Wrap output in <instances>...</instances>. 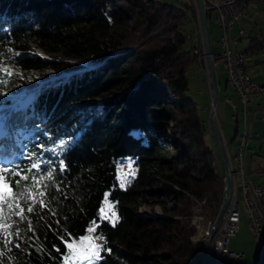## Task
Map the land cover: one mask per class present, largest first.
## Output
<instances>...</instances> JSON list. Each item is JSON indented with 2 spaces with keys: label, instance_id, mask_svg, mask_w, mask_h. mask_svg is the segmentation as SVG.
Returning a JSON list of instances; mask_svg holds the SVG:
<instances>
[{
  "label": "trees",
  "instance_id": "trees-1",
  "mask_svg": "<svg viewBox=\"0 0 264 264\" xmlns=\"http://www.w3.org/2000/svg\"><path fill=\"white\" fill-rule=\"evenodd\" d=\"M187 10L162 0H0V168L9 170L0 175L8 190L27 188L12 209L0 205V264H60L65 242L90 223L102 240L95 264L201 262L188 216L201 199L218 202L223 184L187 94L186 72L202 60L185 47ZM126 157L134 172L120 186ZM106 196L113 223L99 217ZM155 204L160 213L139 210Z\"/></svg>",
  "mask_w": 264,
  "mask_h": 264
},
{
  "label": "rangeland",
  "instance_id": "rangeland-1",
  "mask_svg": "<svg viewBox=\"0 0 264 264\" xmlns=\"http://www.w3.org/2000/svg\"><path fill=\"white\" fill-rule=\"evenodd\" d=\"M162 1L172 3V4L178 5V6H184V4L186 3V7L188 9L187 10V17L183 20V25H182L183 32L186 35L185 47H189L190 44H193L192 43L193 42V29L191 28V24H193V26L197 28L198 32H196V37H197L196 41L198 43V41L200 40V44H201L200 31H199L194 1L193 0H162ZM245 2L247 3L248 0H245ZM261 2H262V0L257 1L255 4L256 7H253L250 5L247 6L246 16L239 18V19H236L232 22L230 34L234 38L235 47L238 48V50L241 49V51L244 53L243 54L241 52L243 54V56L245 57L244 58L245 67L247 66L248 68H254L257 70L260 69L261 74H264V34H263L264 33V13L262 11V3ZM207 10H209V13H210V18L208 20V29H209L208 35H209V39L211 42V49H212L211 52L217 53L219 50L218 38L220 35V29H219L218 25L214 23V17L216 15V11L214 9L206 8V11ZM238 27H240L246 33V35H239L238 34L240 36V38L237 39L236 33L238 31L236 32V30ZM250 38H253V40L256 42H261L262 46L257 48L255 51H251L249 49V52L245 56L244 50L245 49L248 50ZM30 45H31V47H33L32 43ZM198 49L201 52V59L202 60H201L200 66H201V68L205 74V84H206V89H207V93H208V99H207V96L205 95V93L203 92L204 91L203 89H205L204 85L200 84L201 79H199L196 75L198 72V69L193 64L189 66V68L186 72V75L188 78L187 94L190 97H192L193 100L196 102L198 109H199V113H200L202 119L204 120V124L206 126V132L204 134V139H205L206 143L213 150L214 170H215L216 174L222 176L223 175L222 161H221V158H220V156H219V154H218V152L214 146V143L211 139L209 130L207 128V117H208V112H209L210 108L212 107L211 106L212 96H211L210 84H209L208 77L206 74L205 60H204V55H203L202 50H201V45H200V47H198ZM34 50L39 55H41L45 58H48V59H54L55 60V59H58L60 56L59 52L47 53V52H44V51H42L38 48H35V47H34ZM211 59H212V57H211ZM212 67H213V65H212ZM214 74H215L216 81L219 83V86H221L222 88L224 87L225 84L227 86V95H225L224 98H227L228 95H232L233 93L237 96V94L233 90L231 84L227 81V76L224 73L221 65L219 66L218 72L216 73V71H214ZM206 80L208 82V85H207ZM229 85L231 86L232 90H228V89H230ZM199 90L202 91L201 96H199V92H198ZM220 93L222 95L223 91L220 90ZM237 98H238V96H237ZM216 104H217L216 105V111H217L218 121L221 125L223 135H224L226 143H227L226 148H227L228 155L230 156V158L232 160L234 158L233 156L236 155L235 152L237 151L238 133L242 127L241 123L239 122V120L241 118L242 103L238 104V106L232 105V110L237 108L235 110H239L238 112L240 113V118H238V119L235 118L236 114L238 112L233 113L234 115L232 118H235L236 124H235L234 120H231L229 118L230 114H231L230 113L231 109L228 108L226 113L224 112V116H222V114H221L222 103L220 102V100H218V103L216 101ZM262 104H263V98H262V103L257 105L256 109L259 106H262ZM229 106L231 107V104H229ZM202 108H207V111L202 112ZM246 109H247L246 112L249 111L248 104L246 106ZM213 111H214L213 113H214V124H215V122H216L215 107L213 108ZM237 122H239V123H237ZM245 123H246L247 129L250 131V139L247 142L246 151L244 153V166H245V170H246V177L250 182H253L256 185L264 187V119L260 118V116L258 115V111L256 110V115H254L253 117H251V115H249V112L247 114L245 113ZM254 123H255V125H254ZM234 125H236L238 127L236 133L233 130ZM253 125H254V127H253ZM215 128H216V131L218 133V137L220 139V142H222V140H221L222 135L219 132V130H217L216 124H215ZM251 128H252V130H251ZM222 145H223V143H222ZM223 149H224V147H223ZM224 152H225V150H224ZM232 163L234 164L233 160H232ZM115 170H116V178H117L118 183L120 184V186H124L127 179L129 178V176L131 174H133V172H134V165L132 163V160L126 157L123 160L117 162ZM239 182H240V177L237 176V188H236L237 190L235 193V201L238 203V208H239V227H238V230L235 234L236 236L234 237V244H235L236 249H241L245 253L243 264H258L259 259L264 254V232H262L263 234L261 235V240L257 241L254 234H253V231L251 230V226H250V222H249V220L251 219V216L248 212L247 207L244 204V195L240 190ZM231 196H232V182H231L230 197ZM219 201H220V199H219ZM219 201L217 202L215 200L201 199V200L195 202V204L192 205V207L190 209V213L188 216L189 217V225L193 226V228H194V231H193L192 235L190 236V240H191V243L194 245L196 252L199 253V255L201 257V262L199 264H205V255L203 253L204 251L201 249V248H203V244L199 243V241H201V237L199 238V240H197L195 238H196L198 232L201 231V229L204 227V225L207 224L208 219L214 220L216 213L218 211V207H219V203H220ZM106 205H107L108 209H110L111 211H108L106 209L105 213H101V209L105 208ZM139 210L141 212H146V213H151V212L160 213L161 212V209L157 204L152 205V206L142 205L139 207ZM259 211L264 216V204L263 203H260ZM111 212H113L112 206H111L110 202L104 198L102 201V207L99 210V217L100 218H106L109 220V222L113 223L115 220V216L113 217L111 215ZM223 213H224V211H223ZM222 216H223V214H222ZM221 217H220V219H221ZM94 227H95V224L90 223L86 227L85 232L81 236H79L78 238H72L68 242L78 243L80 237L87 236V237H91L93 239L94 244L100 246V248H101L102 240L100 238L97 239V237L94 235V231H89L90 228L94 229ZM68 251L69 250L66 248V253ZM96 261H97V259H95V258L92 259L91 264H95ZM213 262H214V258H213ZM60 264H89V261L88 260L65 261L62 258V261ZM207 264H208V259H207Z\"/></svg>",
  "mask_w": 264,
  "mask_h": 264
},
{
  "label": "built area",
  "instance_id": "built-area-1",
  "mask_svg": "<svg viewBox=\"0 0 264 264\" xmlns=\"http://www.w3.org/2000/svg\"><path fill=\"white\" fill-rule=\"evenodd\" d=\"M260 0H203L206 8L214 9L216 15L214 23L220 29L218 38L219 50L217 53H212V65L214 71L218 72L219 66H222L224 73L227 76V81L231 84L233 90L237 94L242 103L241 118L239 122L242 127L238 133L237 151L240 153V162L242 163V174L244 176V191L246 193V207H250L252 219L249 220L251 230L258 241L261 231L264 230V216L259 211L260 203L264 204V187L250 182L246 177L244 166V153L246 151L247 142L250 139V131L245 123L246 106L250 103V95L252 93L260 94L263 98L262 106L256 110L261 119H264V80L261 82L254 81L249 74L244 70L243 76H236V66H241L238 58V49L234 48V38L230 34L232 22L236 19L246 16L247 6L256 7V2ZM239 35H246L242 29H238ZM207 82V80H206ZM208 85V82H207ZM225 150L228 172L232 182V196L230 197L223 216L213 225V219L207 220L205 244L201 248L205 255V264H207V248L212 246L214 264H243L244 252L234 248V237L239 227V208L235 201V182L231 177L230 171V156L228 155L226 143L221 137Z\"/></svg>",
  "mask_w": 264,
  "mask_h": 264
},
{
  "label": "water",
  "instance_id": "water-1",
  "mask_svg": "<svg viewBox=\"0 0 264 264\" xmlns=\"http://www.w3.org/2000/svg\"><path fill=\"white\" fill-rule=\"evenodd\" d=\"M193 1L195 3L197 21H198V26H199V31H200L201 50L204 55L206 74H207L208 81L210 84L211 96H212V100H211L212 107L210 108L208 112L207 128L209 130L211 139L221 158L222 165H223V175H222L223 186H222V191L220 195V201H219L220 203H219L218 211L213 220V225H215L220 219V217L222 216L223 211L229 201L230 194H231V179H230V175L228 172V164H227L226 155L223 149V145H222V142H220V139L218 137V133L216 131L215 124H214L213 108L216 105L217 93H216L215 74H214V70L212 67V59H211L212 52L210 48V40H209L208 28H207L206 8L204 6L203 0H193ZM207 259H208V264H214L211 245H209L207 248Z\"/></svg>",
  "mask_w": 264,
  "mask_h": 264
},
{
  "label": "snow or ice",
  "instance_id": "snow-or-ice-1",
  "mask_svg": "<svg viewBox=\"0 0 264 264\" xmlns=\"http://www.w3.org/2000/svg\"><path fill=\"white\" fill-rule=\"evenodd\" d=\"M63 163V162H62ZM33 167H36V165H33ZM0 171L8 172L9 170L6 168H0ZM13 175H20L23 170L16 171L11 170ZM22 180H26L27 176H21ZM17 187L20 186V181H17ZM0 184L3 186L0 187V205H7L9 209L13 208L14 201H17L21 198H27V188H25L22 192H13L10 189V185L5 181V177L3 175H0ZM107 199V196L105 197ZM106 209L108 211H111L108 209L107 205L105 208L101 209V213H105ZM29 212H32L33 209L29 207ZM23 210L21 209V218ZM111 215L114 217L115 213L111 212ZM2 227L7 228L8 225H3ZM95 229L90 228L89 231H94ZM100 237L98 236L97 239ZM66 248L69 250L66 254H63V259L65 261L70 260H88L89 264H91L92 259H99V252L101 251L100 246L94 244L93 239L91 237H80L79 242H65ZM19 247V245H17ZM59 252L60 250L57 249Z\"/></svg>",
  "mask_w": 264,
  "mask_h": 264
},
{
  "label": "crops",
  "instance_id": "crops-1",
  "mask_svg": "<svg viewBox=\"0 0 264 264\" xmlns=\"http://www.w3.org/2000/svg\"><path fill=\"white\" fill-rule=\"evenodd\" d=\"M191 28L193 29V42L192 43H193L194 46L200 47V45H201L200 44V40L198 41V43L196 41L197 40L196 32H198V30H197L196 27L193 26V24H191ZM238 29H241V28L238 27L237 30H236V32L238 31ZM236 37H237V39L240 38V36L238 35V32L236 33ZM249 45H248V50L247 49L244 50L245 51V56L249 52ZM234 47H235V43H234ZM210 48H211V42H210ZM236 49H238V48H236ZM239 50H241V49H239ZM250 50L251 51H255L256 49H254V50L253 49H250ZM195 66L198 69V72H197L196 75H197V77L199 79H201V83L200 84L201 85L202 84L204 85V88L205 89H203L204 90L203 92L205 93V95L207 96V99H208V93H207L206 84H205V74H204V72H203V70H202V68H201V66L199 64L198 65H195ZM244 69H245V71L249 74V76L254 81L261 82V81L264 80V74H261V72H260L261 70L260 69L257 70V69H254V68H248L247 66L244 67ZM215 82H216L217 103H218V100H220V102L222 103V106H221V114H222V116H224V112L226 113L227 109L230 108L231 109V112H230L231 114H230V117L229 118L231 120H234V122L236 124L235 118L236 119L240 118V113L238 112L239 110H235L237 108H235L234 110H232V105L238 106V104H241V103H240L239 99L237 98V96L234 93L232 95H228L227 98H224V96L227 95V86H226V84L222 88L221 86H219V83L216 81V78H215ZM220 90L223 91V94L222 95L220 93ZM228 90H232L231 89V86H230V89H228ZM198 92H199V96H201L202 95V91L199 90ZM261 103H262V96L260 94H257V93H252L250 95V103L248 104L249 111H247L246 114L249 112V115H251V117H253L254 115H256V107H257V105H259ZM229 104H231V107L229 106ZM216 105H215V119H216L215 124H216L217 130H219V132L221 133V135H222V137H223V139H224V141L226 143V140H225V137L223 135V131H222L221 125H220V123L218 121V116H217V111H216ZM206 111H207V108H202V112H206ZM234 112H238V113L236 114V117L235 118H232L233 115H234L233 114ZM237 123H239V122H237ZM254 125H255V123H254ZM254 125H253V127H254ZM252 128H251V130H252ZM237 129H238V127L236 125H234L233 130H234L235 133L237 132ZM226 145H227V143H226ZM233 241H234V239H233ZM234 247H235V244H234ZM235 249H236V247H235ZM237 250H241V249H237ZM244 256H245V253H244Z\"/></svg>",
  "mask_w": 264,
  "mask_h": 264
},
{
  "label": "bare ground",
  "instance_id": "bare-ground-1",
  "mask_svg": "<svg viewBox=\"0 0 264 264\" xmlns=\"http://www.w3.org/2000/svg\"><path fill=\"white\" fill-rule=\"evenodd\" d=\"M241 52L242 51H238V58L240 60H244V56ZM244 67H245L244 62H241V66H236V76H243L244 75V70H245ZM233 157L234 158L232 160L234 161V164L232 163V160L230 158L231 177H233V182H235V188H237V176L240 177V182H239L240 190L244 191V176L241 175L242 174V163L240 162V153H236V155H234ZM242 193L244 195V202H246V193L245 192H242ZM247 209H248V212H249L251 219H252V212H251L250 207H247ZM206 227H207V224L204 225V227L201 229V231H199L197 234V235L200 234L199 238L201 237V241H199V243L203 244V245L205 244ZM262 232H264V230L261 231L260 238L258 241L261 240V235L263 234Z\"/></svg>",
  "mask_w": 264,
  "mask_h": 264
}]
</instances>
